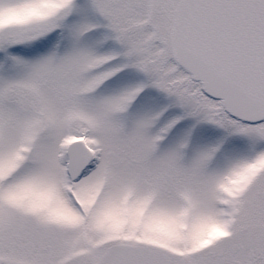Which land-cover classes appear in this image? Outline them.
I'll return each mask as SVG.
<instances>
[{"label": "snow or ice", "instance_id": "6c2138e0", "mask_svg": "<svg viewBox=\"0 0 264 264\" xmlns=\"http://www.w3.org/2000/svg\"><path fill=\"white\" fill-rule=\"evenodd\" d=\"M0 264H264V0H0Z\"/></svg>", "mask_w": 264, "mask_h": 264}]
</instances>
